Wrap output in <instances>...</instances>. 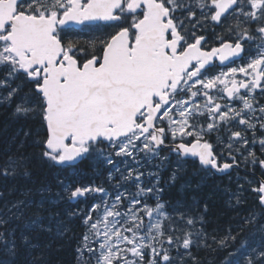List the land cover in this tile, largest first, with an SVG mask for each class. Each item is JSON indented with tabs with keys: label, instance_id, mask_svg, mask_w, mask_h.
Listing matches in <instances>:
<instances>
[{
	"label": "snow or ice",
	"instance_id": "snow-or-ice-1",
	"mask_svg": "<svg viewBox=\"0 0 264 264\" xmlns=\"http://www.w3.org/2000/svg\"><path fill=\"white\" fill-rule=\"evenodd\" d=\"M209 26L227 38L216 34L209 47ZM217 61L228 66L216 71ZM0 93L16 120L37 125L33 145L50 168L111 166L117 186L113 194L58 176L54 198L48 186L20 193L38 201L0 192V264H48L73 218L86 228L77 264H203L195 253L227 249L220 264H264V0H0ZM171 154L172 184L189 159L206 175L243 165L248 187L238 178L228 204L239 210L253 195L254 206L224 235L209 233L207 204L200 212L163 200L158 173ZM5 157L0 178L30 182L28 156ZM113 157L131 164L121 170ZM148 163L155 171L141 170ZM88 198L87 212L69 211L67 221L49 211Z\"/></svg>",
	"mask_w": 264,
	"mask_h": 264
},
{
	"label": "trees",
	"instance_id": "trees-1",
	"mask_svg": "<svg viewBox=\"0 0 264 264\" xmlns=\"http://www.w3.org/2000/svg\"><path fill=\"white\" fill-rule=\"evenodd\" d=\"M216 34H224L227 38V33L224 32L222 27L217 33L212 36V44L216 46L219 41L216 39ZM81 38V37H80ZM86 40L85 37L81 38ZM25 131H30L32 134L28 137L24 136ZM37 125L31 122L18 121L13 116V109L6 104H0V164L5 160V153L19 154V151H23L26 156L31 160L32 177L30 182L25 184L22 181H12L3 180L0 178V192L4 193V198L6 200L14 199H33L39 200L41 197L38 194L29 195L28 197L22 196L20 193L24 191L25 188H30L35 193V190L41 188L42 186H48L51 188V193L46 194L48 198H54L55 194L60 192L61 186L57 183V177L64 179L66 182H71L72 184H88L90 182H95L96 185L103 186L110 193H115L117 186L115 181H109L108 172L109 167H97L93 165L91 161H84L80 167L76 170H58L56 168H50L45 162H43L39 157L40 149L33 145V141L37 139L36 136ZM23 146L21 148V142ZM163 155H170L169 151L162 152ZM116 163L120 166L121 170H124L129 165L121 164L122 158L113 157ZM155 163H159L156 161ZM190 166L183 164V170L179 172L176 182L174 184L169 182V177L173 171L177 170V158L171 154L170 161L165 162V166L160 169L159 176L161 177V183L163 184L166 191L163 193V200L170 201L172 204L177 202L188 203L195 207L199 205V211H203L204 204L208 205V211L205 215V228L209 233L214 230H218V235H224L229 226L235 228L236 224L240 221V215H247V208L254 206V199L248 198V203L244 205L239 210L232 209L228 203L224 201V198L228 199V193L231 191L229 187L230 183L232 187L235 188L234 183L227 180L214 179H203L198 163L193 164V162H187ZM146 168L155 171L151 163L146 164ZM145 171L144 169H141ZM99 172V174H98ZM114 176H119V173L113 172ZM250 179H257L248 175ZM241 180L245 177H238ZM145 183L147 184V178L145 177ZM127 188L128 192H135L136 189L131 186L130 183H121L120 190ZM230 189V190H229ZM93 199L88 200L83 203L80 201V206L78 202H67L59 201L53 203L49 209L50 212L60 213L64 216V220L67 218L65 215L68 211H73L76 208H80L82 212H87L88 208L94 203ZM151 204L154 201L149 200ZM82 204L84 206H82ZM35 209H32L29 213L31 215ZM195 215L196 212H193ZM49 213L45 212V223H48ZM60 218V217H59ZM62 219V218H60ZM67 221V219L65 220ZM53 228H55V221H52ZM68 228L70 229L66 236L57 237L52 241L51 248L47 253L48 264H77L75 258V248L79 237L86 231L85 226L79 218H73L68 222ZM249 232L245 231L244 236H248ZM44 240H48V237H44ZM241 239L238 237V240ZM200 250L197 255L200 256L203 264H213L219 261L221 257L220 251L211 252ZM210 253L213 257H210ZM218 253V254H217ZM217 254V255H216ZM210 257V258H209ZM209 261V263L207 262ZM211 261V262H210Z\"/></svg>",
	"mask_w": 264,
	"mask_h": 264
},
{
	"label": "flooded vegetation",
	"instance_id": "flooded-vegetation-1",
	"mask_svg": "<svg viewBox=\"0 0 264 264\" xmlns=\"http://www.w3.org/2000/svg\"><path fill=\"white\" fill-rule=\"evenodd\" d=\"M211 29H207L206 31H204L203 33H201V34H204V35H206L207 36V38H208V41H209V47H211V46H214L213 44L211 45V41H212V37L211 36H213V34L214 33H217L223 26H218V27H215V29L213 30V28L211 27V26H209ZM228 65H226V66H221V65H219V62L217 61V69H216V71H219V70H221V69H226V67H227ZM231 66H239V62H237V64H234V65H231ZM215 140H216V138H215V136H213V137H211V142H213V144H214V147H217V145H216V143H215ZM164 151H168V149L167 148H165L164 149ZM163 151V152H164ZM161 155H163V153H161ZM174 154H172V156H173ZM175 156V155H174ZM189 161H191V159H189ZM192 162V161H191ZM198 163V162H197ZM190 166V164L189 163H186V166ZM149 170V168H145V171H148ZM248 170L247 169H245L244 167H243V165H241V167L239 168V169H231V170H229V172H230V175L229 174H227V173H212V174H205L203 171V174H201V177L203 178V179H214V178H217V179H219V180H222V179H224L225 181L226 180H228V179H234V180H236V178H238L240 175H241V177L243 176V177H245V175H246V172H247ZM248 175H250L251 177H253L250 173L248 174ZM259 178V170H257V172H256V176L254 177V178ZM227 183H228V181H227ZM230 185V187H231V190H233V187H232V184L230 183L229 184ZM165 189V188H164ZM165 191H166V189H165ZM165 201V200H164ZM148 203L150 204V202L148 201ZM232 249H227V250H225V251H231ZM224 251V250H223ZM204 254H207V255H209L208 253H205V251L203 252ZM195 254H197V253H195ZM212 254H215V253H212ZM211 253H210V257L212 256L213 257V255H212ZM218 254V253H217ZM222 254H224V252H222ZM209 257V258H210ZM208 263H209V261H207ZM212 264H213V262H211ZM214 264H217V262L216 263H214Z\"/></svg>",
	"mask_w": 264,
	"mask_h": 264
},
{
	"label": "rangeland",
	"instance_id": "rangeland-1",
	"mask_svg": "<svg viewBox=\"0 0 264 264\" xmlns=\"http://www.w3.org/2000/svg\"><path fill=\"white\" fill-rule=\"evenodd\" d=\"M207 29H211V28L208 27ZM207 29H206V30H207ZM206 30H205V31H206ZM80 39H81V38H80ZM0 94H2V93H0ZM99 167H101V166H99ZM247 178L250 179L249 177H247ZM237 179H238V178H236V180H234V179H229L230 181H232V182L234 183V185H236V186H234L235 188H233V190H231V191H235V190L237 189ZM239 179H240V178H239ZM229 180H227V181L229 182ZM253 180H254V179H253ZM240 182H241V183H244L245 188L248 187V185H247V183L245 182V179H244V178H243L242 180L240 179ZM229 187H230V186H229ZM229 190H230V189H229ZM228 195H229V193H228ZM248 198H250V199H254L253 195H249ZM224 201H225L226 203H228V199L224 198ZM58 202H59V201H58ZM56 203H57V202H56ZM65 212H66V211H65ZM63 217H64V216H61V215H60V218L64 219ZM66 219H67V218H66ZM66 219H65V220H66ZM227 252H228V251H226V252L224 253L226 256H227ZM221 255H223V254H221ZM215 263H216V262H215ZM217 264H220V262H217Z\"/></svg>",
	"mask_w": 264,
	"mask_h": 264
},
{
	"label": "bare ground",
	"instance_id": "bare-ground-1",
	"mask_svg": "<svg viewBox=\"0 0 264 264\" xmlns=\"http://www.w3.org/2000/svg\"><path fill=\"white\" fill-rule=\"evenodd\" d=\"M98 174H99V172H98ZM68 182V181H67ZM91 184H95V182H90ZM90 183H88V184H90ZM92 198H88V199H86V200H82V202L83 203H85V202H87L88 200H91ZM82 206H84L83 204H82ZM80 209V208H79ZM69 212V211H68ZM65 214H66V212H65ZM95 215V214H94ZM220 252H226L225 250L223 251H220ZM209 253V252H208ZM222 254V253H221ZM217 255V254H216ZM212 257V256H211ZM226 257V255L225 254H223V255H221V257L219 258L220 260L218 261V262H221L224 258ZM211 262V261H210ZM213 262V261H212ZM217 262V261H216Z\"/></svg>",
	"mask_w": 264,
	"mask_h": 264
},
{
	"label": "water",
	"instance_id": "water-1",
	"mask_svg": "<svg viewBox=\"0 0 264 264\" xmlns=\"http://www.w3.org/2000/svg\"><path fill=\"white\" fill-rule=\"evenodd\" d=\"M227 65V64H226Z\"/></svg>",
	"mask_w": 264,
	"mask_h": 264
}]
</instances>
